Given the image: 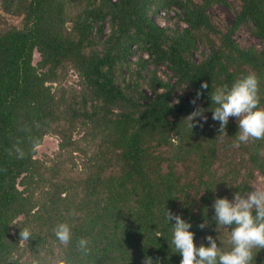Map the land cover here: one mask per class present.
Returning a JSON list of instances; mask_svg holds the SVG:
<instances>
[{"label":"trees","instance_id":"16d2710c","mask_svg":"<svg viewBox=\"0 0 264 264\" xmlns=\"http://www.w3.org/2000/svg\"><path fill=\"white\" fill-rule=\"evenodd\" d=\"M215 3L235 9L231 24L211 18ZM3 5L21 19L0 25V264H142L145 256L180 264L165 207L191 221L196 243L211 233L227 246L212 202L264 177V138L237 143L236 118L219 127L208 92L255 72L264 106V44L234 37L244 27L264 42V0ZM171 6L183 28L154 20ZM199 45L209 52L195 57ZM202 80L208 89L193 104ZM197 106L208 119L190 128L185 116ZM47 134L57 149L37 157ZM60 221L72 226L68 244L55 236ZM255 264H264V248Z\"/></svg>","mask_w":264,"mask_h":264},{"label":"clouds","instance_id":"9594fccd","mask_svg":"<svg viewBox=\"0 0 264 264\" xmlns=\"http://www.w3.org/2000/svg\"><path fill=\"white\" fill-rule=\"evenodd\" d=\"M208 89V82L202 80L191 102L201 96L202 90ZM212 106L213 120L219 121L224 127L230 117H235L238 129L235 133L236 142H245L250 138H264V106L260 103L259 77L249 72L234 79L230 84L217 85L208 92ZM202 106L195 107L185 116L190 128L194 124L206 121L208 116ZM199 117V119H197ZM22 155V153H21ZM213 219L216 225L228 228V244L224 246L211 233H206L207 241L196 243L195 232L191 221L182 214L165 207L164 217L171 225V244L174 251L179 252L180 264H255L256 253L264 248V185H257L241 193L236 191L232 198L227 195L216 196L212 202ZM199 227H205L201 222ZM57 239L65 244L72 240V226L67 221L57 222L54 226ZM20 237L28 240L32 237L30 228L24 227ZM90 238L82 236L77 241L78 248L87 253ZM32 264H41L34 258ZM142 264H158L151 256H145Z\"/></svg>","mask_w":264,"mask_h":264},{"label":"rangeland","instance_id":"374dc122","mask_svg":"<svg viewBox=\"0 0 264 264\" xmlns=\"http://www.w3.org/2000/svg\"><path fill=\"white\" fill-rule=\"evenodd\" d=\"M4 0H0V25H8V24H15L18 25L20 23L21 16L15 15L11 13L7 7L3 5ZM178 9L174 6H171L169 8H160L158 9L154 14L153 18L154 20L161 25L162 27H168L170 29H180L185 26V23L180 20L178 17ZM234 13L235 9L229 8L222 4H213L209 8V14L213 20L221 25L231 24L234 19ZM109 29L108 25L105 26V31ZM235 39L243 44L246 45H256V46H262L264 42L252 35L248 30H246L244 27H240L236 33H235ZM209 48L204 45H199L198 50L195 52V57L199 56L201 53H208ZM38 58V53H34V61H36ZM136 56H133V59H135ZM161 73L160 76L164 77V72L169 71V69L162 64L160 66ZM73 76V73H70ZM74 77V76H73ZM72 81V79H71ZM188 92V91H187ZM180 93L179 90L175 91V95H178ZM57 137L52 134H47L44 136L42 142L37 146L36 149V156L37 157H46L51 156L54 151L57 149ZM257 185H264V177L261 175H258L253 182V187Z\"/></svg>","mask_w":264,"mask_h":264}]
</instances>
